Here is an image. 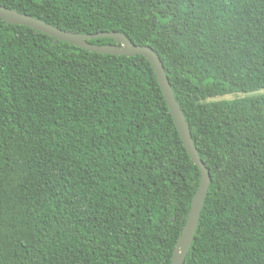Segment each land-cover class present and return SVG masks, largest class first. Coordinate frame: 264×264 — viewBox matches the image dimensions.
Returning <instances> with one entry per match:
<instances>
[{
    "label": "trees",
    "instance_id": "obj_1",
    "mask_svg": "<svg viewBox=\"0 0 264 264\" xmlns=\"http://www.w3.org/2000/svg\"><path fill=\"white\" fill-rule=\"evenodd\" d=\"M0 6L150 47L210 175L183 264H264V0ZM199 182L148 60L0 19V264H171Z\"/></svg>",
    "mask_w": 264,
    "mask_h": 264
},
{
    "label": "water",
    "instance_id": "obj_2",
    "mask_svg": "<svg viewBox=\"0 0 264 264\" xmlns=\"http://www.w3.org/2000/svg\"><path fill=\"white\" fill-rule=\"evenodd\" d=\"M0 19L10 25L25 26L31 28L37 32L47 35L48 37L71 44L88 52L107 54L112 56H142L152 65L157 83L161 89L162 95L165 99L182 144L191 161L200 172V182L198 189L191 201L186 223L179 236L178 242L172 255L171 264H183L193 241L201 210L203 208L204 200L210 186V175L207 168L200 160L185 117L178 102L175 99L174 93L168 82L159 57L150 47L134 45L131 41L128 40L125 35L121 33L100 32L92 35L74 34L62 31L33 17L18 14L16 11L9 10L2 6H0ZM99 39L112 40L114 44L95 45L89 42Z\"/></svg>",
    "mask_w": 264,
    "mask_h": 264
},
{
    "label": "rangeland",
    "instance_id": "obj_3",
    "mask_svg": "<svg viewBox=\"0 0 264 264\" xmlns=\"http://www.w3.org/2000/svg\"><path fill=\"white\" fill-rule=\"evenodd\" d=\"M264 94V90L262 91H258L256 93H253V94H250V95H253V96H258V95H262ZM246 96L245 94H235V95H230V96H225V97H221V98H216L214 99V101L216 100H227V101H231V100H234V99H238V98H242Z\"/></svg>",
    "mask_w": 264,
    "mask_h": 264
}]
</instances>
